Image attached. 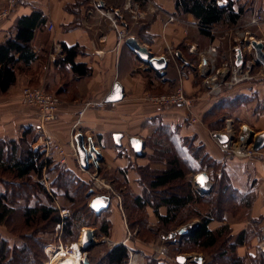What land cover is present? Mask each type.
Listing matches in <instances>:
<instances>
[{"label":"crops","instance_id":"0c3cea01","mask_svg":"<svg viewBox=\"0 0 264 264\" xmlns=\"http://www.w3.org/2000/svg\"><path fill=\"white\" fill-rule=\"evenodd\" d=\"M233 1L247 9L238 23L231 27L215 28L212 37H205L200 34L192 15L176 14L174 0H21L9 18L0 23V43L14 36L15 23L23 16L38 11L46 21L35 30L31 41L36 59L26 66L19 64L20 69L17 71L14 86L4 94L0 93V141L18 142L24 132L32 131L27 135L30 137L34 134L35 138L30 142L32 150L41 152L42 142L39 139L42 138L56 142L70 152L68 144L75 132L79 131L84 137H91L104 158V162L100 164L101 171L98 170L97 173L112 174L111 183L118 191L119 197H137L143 194L139 183L140 171L146 169L157 172L166 168L164 161H155L154 150L149 144L159 123L177 129L180 137H195L197 144H203L208 155L220 163L234 190L243 194L253 193L254 201L249 209V221L260 220L264 216V148L259 155L245 157L238 154V151L246 146L250 132L254 135L264 133V111H255L258 100L240 107L230 115L231 117L224 115L230 120L231 127L237 126L228 134V137L234 138L228 147L213 138V134L222 131H210L202 122V117L222 99L239 93L248 94L253 86L249 82L252 79L228 87L223 84V77L212 80L213 76L210 86L204 89L203 86L195 85L190 74L195 70V65L184 66L174 57L178 51L184 59L196 58L195 64L199 65L201 71L209 69L210 64V73L221 71L224 60L232 57L231 40L228 36L224 37L226 32L241 27V23L253 13L258 12L264 18V0H258L255 4L249 0ZM133 14H139L141 17L133 20ZM48 22L53 24L51 31L47 29ZM119 32L123 33L121 39ZM222 33L224 35H221ZM246 34L248 31L242 30L237 37L242 40ZM128 37L135 38L152 56H164L168 60L163 77L149 70L148 66L141 63L126 47L125 40ZM62 45L78 47L79 52L73 60L75 64L85 66L86 76L74 74L69 66L59 62V59L64 57ZM220 45L222 53L218 56L217 48ZM213 47L215 54L209 50ZM212 57L215 58L213 64ZM201 66L203 68L200 69ZM241 68V72L245 71L244 67ZM257 68L258 77L264 79L261 67ZM180 72L185 74L182 85L192 104L190 108L182 106L161 109L147 101L146 97L149 95L171 92L180 82ZM116 82L123 88L124 96L121 101L105 103L101 109L83 110L87 102H104ZM26 86L40 87L60 98L61 105L55 120L43 122L36 109L21 104V90ZM209 88L214 91H209ZM260 92L261 90H258V97L262 98L259 96ZM82 110L83 113L79 116ZM190 117L196 118L198 123L191 124ZM116 133L122 136L120 146L113 141V134ZM239 136H244V142L238 141ZM130 137L144 141L143 157L137 158L132 152L128 143ZM50 157L56 160L52 155ZM56 162L83 178L81 173L84 171L78 164L77 156L70 154L64 164L57 160ZM205 173L212 180L211 174ZM47 176L44 175V181L48 179ZM194 176L189 175L188 181L196 191ZM212 181L211 187L215 185ZM116 210L117 213L110 217L112 227L109 237L105 238L108 245L106 250L122 244L128 245L134 255L136 252H143L140 241L132 243L133 241L128 240L121 213L118 208ZM166 213L165 207L158 209L159 216H165ZM146 217L151 230L154 231V225L160 226L151 207H146ZM231 219L226 215L223 222L212 221L208 229L213 231L228 225L232 237L247 229L248 219ZM255 242L259 243L258 240ZM134 244L139 249L134 248ZM239 250L247 251V256H255L248 246L239 247L236 251ZM204 263L202 259V264Z\"/></svg>","mask_w":264,"mask_h":264},{"label":"trees","instance_id":"16d2710c","mask_svg":"<svg viewBox=\"0 0 264 264\" xmlns=\"http://www.w3.org/2000/svg\"><path fill=\"white\" fill-rule=\"evenodd\" d=\"M218 1L223 2L224 5L218 6ZM174 8L176 14L192 15L197 22L200 34L205 37H212V31L215 28L231 27L237 24L247 11L244 5H236L233 0H174ZM45 21L44 16L38 11L23 16L15 23L14 36L0 43V93H6L14 86L17 71L20 69L19 64L26 66L36 59V55L32 52L31 41L35 30L44 25ZM62 52L64 57L59 59V62L69 66L72 72L80 77L87 75L85 66L74 63L73 59L79 52L77 46L62 45ZM255 99L258 100L255 111H264V103H261L258 97V90L251 87L248 94L239 93L216 103L202 117V122L206 124L207 118H215L220 113H222V118L224 115L231 117L233 112ZM222 118L213 120V124H206L210 131L222 130ZM31 132H24L18 142L0 141V171L13 178L12 182L4 180L2 182L0 226L9 230V233L16 234L20 227L12 228L10 223L20 210L21 225L28 229V232L21 238L22 244L17 246H10L7 240L0 235V264H43L46 257L42 252L47 243L41 240L39 235L47 233L45 230L48 228L50 233H54V227L60 222V218L57 208L50 206L51 204L40 203L37 196L39 194L44 196L48 203H52L59 195L68 202H76L75 199L82 196V192L87 191V187L90 186L89 178H80L72 171L61 167L51 157L46 158L43 152L32 150L30 142H26V137ZM21 144H25L24 149ZM149 144L154 150L155 161H164L166 168L157 172L141 170L139 183L143 194L137 197L120 196L122 207L120 213L127 232L131 236L132 234L138 236L144 232L153 234V230L148 227L146 207L153 209L160 227L166 229L180 225L190 217L198 218L199 229L193 235L181 238L177 246L191 245L204 252L214 250L217 257L215 259L214 256L208 264H246L242 258L235 256V252L237 248L247 246L251 232L246 229L232 237L226 225L213 231L208 229V225L215 220L219 222L225 220L227 210L218 208V203L223 202L230 206L234 203L237 207L246 206L248 208L254 199L253 193L243 194L234 190L220 163L208 155L203 144L196 143L195 137H180L177 129H171L158 123ZM51 172L56 175L50 182L49 189H46L43 177ZM200 172L211 174L215 184L211 195L200 196L193 189L190 181L186 179L187 176L197 175ZM33 176L36 180H33ZM58 184H61V187H58ZM14 187L21 191L24 189V191L18 193L16 201L12 203L10 197ZM84 188L85 190L82 191ZM32 201H35L33 205H31ZM214 202L217 205L215 210L212 206ZM88 203L85 204V211L84 208L79 209L80 212L83 211L82 215L79 214L80 212L76 215L70 211L69 217L62 225L61 237L73 236V227H75L77 233L76 237L74 236L75 239H72L76 240L84 228L91 227L92 224L86 220L88 216L100 220V217L106 213L95 215L89 209ZM116 206L118 208V204ZM160 207L167 209L165 216H159ZM111 227L112 222L107 219L99 225L97 230L100 235L109 237ZM131 236L128 238L130 242H132ZM91 251L88 252L90 264H127L129 253L133 252L128 245L122 244L113 246L100 258L92 256ZM247 258L255 262L256 256L250 255ZM259 258V264H264V255H260ZM144 259L147 261L145 264H162L158 261L153 262L154 260L150 257Z\"/></svg>","mask_w":264,"mask_h":264},{"label":"rangeland","instance_id":"374dc122","mask_svg":"<svg viewBox=\"0 0 264 264\" xmlns=\"http://www.w3.org/2000/svg\"><path fill=\"white\" fill-rule=\"evenodd\" d=\"M239 23H241V20ZM247 23H248V21L245 20L241 23V27L238 26V27L234 28L233 30L226 32L225 35H224L225 32L221 34V35H224V37L228 36V38H230V40H231L230 44L232 47L231 48V54L234 53V50H233L234 47H239L241 49L242 55H243V62H245V63L246 62L248 63L250 61V59L254 56V52L252 50L248 49L247 48L248 46H246V44H245L246 42L249 41V39L247 37L251 36L250 40H252V39L256 40V39L260 38V39H263V41H264V25L261 24V26L259 27V30H258V29H256V27L245 26ZM242 30L248 31V34H246L247 36L245 37V39H243L244 41H242V40L240 41V39L237 37L238 33L240 34V32ZM255 35H256V37H254ZM221 49H222V46L220 45V47L217 48L218 56L221 55V53H222ZM185 60L188 64L195 65V70H192V72H190V74L192 75V77L194 79V83L197 86H203L204 89L205 88L207 89L210 86L209 84H210L211 78L213 76H214L213 77L214 79L215 78L217 79L219 77H223V76H215L214 74L210 73L209 72L210 65H208L209 69H204V71L199 70V68H198L199 65L195 64L196 58L191 59L190 57H187ZM254 60H255V57H254ZM257 67L258 66H255V61H254L253 65L251 67L250 74H249L250 77H252V80L249 82L252 83L251 86L253 85L255 87V88H253V86H252L253 89L261 90V92L259 93V96H261L262 98L259 97V99H261V103H264V79H260L258 77V74H257L258 68ZM201 68H203V67L201 66L200 69ZM186 72L188 73V71H186ZM228 77H229L228 74L225 77H223L224 81H227ZM48 93H50V92H48ZM191 106H192V104H191ZM221 114L222 113H220L219 115H217L215 118H212V119L207 118L205 120L206 121L205 123L206 124H213L212 123L213 120L220 118V117L222 118ZM222 120H223V128L221 131H224L225 127L227 126L226 120H228V119H227V117H223ZM234 127L237 128V126H234ZM234 127H231V125H230V128H232L230 130L232 131L234 129ZM32 138H35L34 134L31 135L30 137H27L26 142L27 143L31 142ZM27 143H25V144H27ZM25 144H23V145L21 144V147L23 149L25 148ZM63 168H65V166H63ZM97 171L98 170L94 169L93 167H90L87 171H84L83 173H81L83 178H89L91 181H90V186L87 187V191L84 188L82 191L85 190L86 192L85 191L82 192V196H78L77 199H75L76 202H68L61 195L57 196L56 199L54 198L55 200L52 201V203H48L47 200L45 199V197L40 195V194L37 197H38V201L40 203L47 204V205L51 204L50 206H53L55 208L56 207H60V208L65 207L77 215V212H80L79 209L84 208V211H85L86 202L91 201V199H92L91 196L90 197L87 196V194L90 190L93 189V190L98 191L100 193H101V191H103L105 193L110 194L112 203H111L109 209L105 211L106 213L100 217L101 219L97 220V219L91 218L89 216L86 219L88 223L92 224V225H90L91 227H89V228L95 230V233H96L95 247H97V248L93 249L95 247H92L89 251L92 250L91 255L94 256L95 258H100L103 254H105V252H107L106 249L108 248V245H107V242L105 241V238H107V237L100 235L97 228H99V225H101L105 220L110 219V217L113 214L117 213V210H116L117 208H115V207H117L115 205V196H113L112 194L114 192L116 195H118V191L116 190V188L113 187V185L111 183L112 182V174H110V175L104 174L103 175V174H101V172L97 173ZM99 171H101V166H100ZM55 175L56 174L54 172H51L47 176L48 179L46 181H43V183L46 186V189H49L48 186H49L50 182L52 181V179L55 177ZM101 175L105 178L101 177ZM94 176H95V178L99 179L100 181H95ZM191 176H194V175H191ZM103 179H105V180L103 181ZM186 179L189 180L190 177L188 179V176H187ZM3 180L12 182L13 178L11 175L3 173L0 171V192L3 190V185H2ZM33 180H36V179L33 178ZM211 181L212 180L210 179V182ZM58 187H61V184H58ZM214 187H215V185L214 186L212 185L210 195L212 194V191L215 189ZM22 191H24V189ZM22 191L18 190V188L15 189V187H14V191H12V195L10 197V200L12 203H14L16 201V198L18 197L20 192L22 193ZM253 201H254V199H253ZM253 201H252V203H253ZM34 202L35 201H32L31 205H33ZM88 206H89V203H88ZM212 206L215 210L217 205L214 202L212 204ZM231 206L225 205L222 202V203H218L217 207L220 208L221 210L222 209L227 210L226 215L229 216V219L233 218L235 220L237 218V220H239V221H244V220L248 219V221H247L248 224L246 225V227H247L248 231L251 232V236H250L249 242H247L248 243L247 246H248V249L250 248L251 252H253L255 254V256H256L255 262L256 263L252 262L251 260H249L247 258V255H246L247 251H244V250L236 251L235 256L242 258L246 264H259V262H260L259 256L264 255V253L262 252V249H261L262 247H264V216H263V218H260V220L257 222H251V221H249L250 216L248 214H249V209L252 206V204L248 208L246 206L245 207H240V206L237 207L234 203H231ZM79 214L82 215L83 211L80 212ZM143 216H144V213H143ZM85 217H86V215H85ZM233 219H231V220H233ZM197 221L199 222L198 218L190 217L188 219H185L184 222L180 223V225L173 226L172 228L166 229L164 227L154 225L153 226V229H154L153 234L152 233L149 234L148 232L147 233L144 232V233H140L138 236H135L134 234H132V236L130 235L132 238V241H133L132 243H134L136 240L140 241L142 243V244L140 243V246H141L140 248H143V250L142 249H140V250H142L143 252H136V254H135L136 257H134V255L132 257H129L127 264H130L132 261H135L134 264H145L147 262L146 259H144L145 257H150V259L154 260L153 262L158 261V262H162V264H177V262L175 261V258L177 256L186 257V259H187L186 264H192L193 263L192 262L193 255L201 256L203 261L208 264L210 261H212V258L214 256H215L214 257L215 259L217 257L214 250H209V251L204 252V251L199 250V248L192 247L191 245L177 246V243L181 239L180 236H177L175 238H169V234L171 232H176L181 227H183V226L187 227L189 225H192L193 223H196ZM21 223H22L21 211L19 210L16 213V215L13 217V221H11V223H10V226L12 228L16 227V226L20 227V229L17 230L16 234H11V233H9V230L0 226V235L5 240H7V242L10 244V246H13V245L17 246V245L22 244L21 238L24 236V234H26L28 232V229L24 228L23 225H21ZM123 224H124V229H126V225H125L124 221H123ZM226 226L228 227V225H226ZM193 227L194 226H192V228ZM76 230L77 229L75 227H73V236H67L66 235V236L61 237V234L58 236H55V233H50V230L48 228L45 230L47 233H43L42 235L41 234L39 235L41 240H43L45 243H47L44 245L43 252H42L43 255L46 257L45 262L48 259L47 254L45 252V251H47L48 247H51V245L54 246L55 244H58L59 242H61L62 244H69L72 242H76L80 238V234H79V236L76 240L72 239V238L75 239V237H76L75 236L77 233ZM229 232H230V230H229ZM256 240L259 241L258 244H256V242H255ZM253 245H254V247H253ZM247 246H245V247L247 248ZM133 247L138 248L135 246V244L133 245ZM131 253L134 254V252H132V251H131ZM239 254L243 255V256L240 257ZM13 264H15V263H13Z\"/></svg>","mask_w":264,"mask_h":264},{"label":"built area","instance_id":"2783aa9c","mask_svg":"<svg viewBox=\"0 0 264 264\" xmlns=\"http://www.w3.org/2000/svg\"><path fill=\"white\" fill-rule=\"evenodd\" d=\"M20 1L21 0H4L2 2L0 0V23L9 18L12 11L19 4ZM249 1L252 4H255L258 0H249ZM217 4L220 7H222L224 5V3L221 1H218ZM140 17L141 16L139 14H133L131 16V18L133 20H137ZM245 20L248 21V23L245 26L256 27V29H258V30H259V27L261 26V24H264V18L262 16V14H260L258 12L253 13L251 16L247 17ZM47 29L49 31H51L53 29V24L51 22L47 23ZM118 36H119V39H121L123 37V33L119 32ZM250 37L251 36L247 37L249 39V41H250ZM254 37H256V35ZM243 39H245V38H243ZM243 39H242V41H244ZM252 40H254V39H252ZM256 41L262 43L264 46L263 39L258 38V39H256ZM237 48H239V47H234L233 50L235 52L232 53V57L224 60V62L221 64L222 70L221 71L217 70L214 74V75L219 76V73L221 72L220 76H223V77H225L228 74L229 77H228L227 81H224V78L222 79V82H224L223 84L227 85L228 87H231V86H233L237 83H240L242 81L252 79V77H250L249 74L251 71V67L254 63V56L250 59V61L248 63L244 62L242 67L245 68V71L241 72L242 68L235 65V55H236V49ZM247 48L250 49L249 46ZM210 52L215 54L216 53L215 48L214 47L211 48ZM214 61H215V58L212 57L211 63L213 64ZM210 66H211V64H210ZM261 72H262V75L264 76L262 70H261ZM184 79H185V74L180 72V82L176 85V87L171 92L166 93V94L149 95L146 97L147 101H149L152 105H154L158 108H161V109L177 107V106H181V107L183 106L186 108H190L191 102L186 97L185 91H184V88L182 85V81ZM212 80H214V78H212ZM208 90L214 91V89L212 90L211 88H209ZM20 102L24 106L36 109L43 122L55 120L56 115H57L58 110H59V107L61 105V100L56 95L48 93L40 87H32V86H26L21 90ZM105 105L106 104L103 101L87 102V103H85L83 110L86 108L101 109ZM83 110L79 112V116L82 115ZM189 121L191 124L198 123V120L194 117H190ZM226 124H227V126L225 127V130L222 132H219V133H223V134L228 135L229 133L233 132L230 130V129H232V128H230V120H226ZM39 141L42 142L41 146H40V150H41V152H43L45 154V157L47 158V157H50L52 155L60 164H64L66 162L67 158L70 156V154L77 156L76 146L73 142V139H71L69 144H68L70 152H68L62 145H60L56 142L50 141L48 139L40 138ZM224 146L228 147V145H224ZM228 150H230V148H228ZM258 153H260V151L254 152V151H252L251 147H249V146H245V147L241 148V151H238V154L240 156H245V157L253 156V155H256ZM94 180L98 181V179L95 178V176H94ZM112 195L115 196V200L117 201L119 211L122 212L121 198L118 195H116L114 192ZM56 208L58 209V212H59L60 222L55 225L54 233H55V236H58V235H60L64 221L70 215V210L68 208H65V207H62V208L56 207ZM123 221H124V219H123ZM125 230H126L127 236H130V234L127 232V228ZM77 243L80 246V253H79L78 261L80 262V264H83L84 253L81 251L80 238L76 242H72L69 244H62L61 242H59L58 244H55L54 246L51 245V247H48L47 251H45L48 259L43 264H55L57 261H58V263H60V261H59L60 259H63L62 262H64L66 257L70 256L74 252L79 251V249L76 247ZM52 253H53V256L51 258L50 255ZM133 255L134 254H132L131 252L129 253V257H132ZM134 257H136V255H134Z\"/></svg>","mask_w":264,"mask_h":264},{"label":"water","instance_id":"95a60500","mask_svg":"<svg viewBox=\"0 0 264 264\" xmlns=\"http://www.w3.org/2000/svg\"><path fill=\"white\" fill-rule=\"evenodd\" d=\"M117 16H119L118 12ZM246 46H250V49L254 52L255 66L261 67L264 74V46L262 43L256 40H250L245 43ZM126 47L136 56V58L146 66L149 70L156 73L158 76L163 77L165 75V70L168 67V60L164 56L155 57L152 56L149 50L140 45L135 38L128 37L125 40ZM174 57L179 60L184 66H189L186 60L183 58L180 52H175ZM243 55L240 48L236 49L235 55V65L242 67ZM123 88L116 82L113 84L110 94L104 99V103L111 104L119 102L123 99ZM246 131L247 129L244 128ZM121 134H113V141L117 146H120ZM213 138L221 145H230L234 138L228 137V135L223 133L213 134ZM244 136H239L238 141L244 142ZM73 141L76 146V153L78 158V164L83 171H87L90 167L96 170L100 169V164L104 162V158L101 152L96 148L94 142L90 136L84 137L81 132H75ZM129 146L137 158L144 156L143 150L145 148V143L143 140L137 137H130L128 139ZM246 146L251 147L252 151L259 152L264 148V133L254 135L253 132L249 133L246 140ZM210 178L205 172H200L194 176V185L197 193L200 196L209 195L211 193ZM88 197L91 196V201L89 202V209L94 212L95 215L99 216L101 213L109 209L111 205V196L108 193H100L95 190H90L87 194ZM192 226H194L192 228ZM200 227V222H196L189 226H183L176 232H171L169 238H175L180 236V238L193 235ZM95 230L90 228H84L80 234L81 251L84 253L83 264H90L88 259V251L95 246ZM264 253V248H262ZM176 262L178 264H186L187 259L184 256H177ZM192 262L196 264H202V258L199 256H193Z\"/></svg>","mask_w":264,"mask_h":264},{"label":"bare ground","instance_id":"6f19581e","mask_svg":"<svg viewBox=\"0 0 264 264\" xmlns=\"http://www.w3.org/2000/svg\"><path fill=\"white\" fill-rule=\"evenodd\" d=\"M76 247L79 249V251L74 252L70 256L66 257V259H65L64 262H62L63 259H60L59 260L60 263H58V261H57L55 264H80V262L78 261V259H79V253H80V246H79L78 243H77V246ZM50 256L52 258L53 253ZM134 263H135V261H132L130 264H134Z\"/></svg>","mask_w":264,"mask_h":264}]
</instances>
